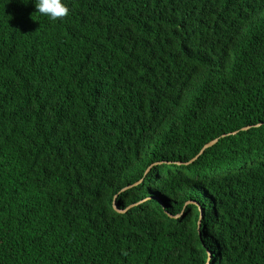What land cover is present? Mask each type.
Returning a JSON list of instances; mask_svg holds the SVG:
<instances>
[{
    "label": "trees",
    "instance_id": "1",
    "mask_svg": "<svg viewBox=\"0 0 264 264\" xmlns=\"http://www.w3.org/2000/svg\"><path fill=\"white\" fill-rule=\"evenodd\" d=\"M64 2L0 0V264H264V0Z\"/></svg>",
    "mask_w": 264,
    "mask_h": 264
},
{
    "label": "clouds",
    "instance_id": "2",
    "mask_svg": "<svg viewBox=\"0 0 264 264\" xmlns=\"http://www.w3.org/2000/svg\"><path fill=\"white\" fill-rule=\"evenodd\" d=\"M36 12L52 21L63 20L69 15V8L64 0H35Z\"/></svg>",
    "mask_w": 264,
    "mask_h": 264
},
{
    "label": "water",
    "instance_id": "3",
    "mask_svg": "<svg viewBox=\"0 0 264 264\" xmlns=\"http://www.w3.org/2000/svg\"><path fill=\"white\" fill-rule=\"evenodd\" d=\"M245 128V127H244ZM217 140V138H214V139H212V140H210V141H208V142H206V143H204L203 145H202V147L199 149V151L197 152V154L193 157V158H195L198 154H200L206 147H209V146H211L215 141ZM193 158H191L190 160H188V162L189 161H191ZM176 164H179L180 162H178V161H176L175 162ZM187 163V162H186ZM137 182H139V180H137L136 182H134L133 184H136ZM127 186H125L124 188H126ZM124 188H122V189H124ZM121 189V190H122ZM186 203V202H185ZM112 208L115 210V211H118V212H122L123 211V209H118L117 207H116V204L114 203V197H113V200H112ZM169 217H175L176 215H171V214H168V213H166ZM199 219H200V213L198 214V219H197V222H196V227H197V229H198V226H199Z\"/></svg>",
    "mask_w": 264,
    "mask_h": 264
}]
</instances>
